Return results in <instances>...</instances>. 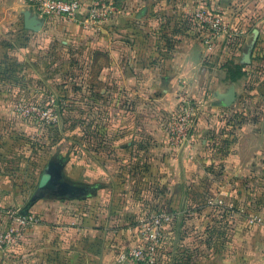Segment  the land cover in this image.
<instances>
[{
    "label": "crops",
    "instance_id": "obj_1",
    "mask_svg": "<svg viewBox=\"0 0 264 264\" xmlns=\"http://www.w3.org/2000/svg\"><path fill=\"white\" fill-rule=\"evenodd\" d=\"M129 3L131 2L126 1L124 5L128 8ZM253 5L255 14L264 12V0H253ZM129 6L130 11L127 9L120 15L121 36L125 38L120 46H113L108 38H104L106 50L94 48L87 64L72 60V63L66 66L64 64L38 66L39 69L43 67L44 70L52 72H62L66 67L67 71L71 72L69 77H72L71 87H74L73 99L81 102L80 97L84 98L82 88L85 87L88 91L86 100L90 111L89 116L99 113L96 108H93L98 104H112L108 107L104 104L105 122L108 123V120L110 121L108 116L112 118V111H116L115 103L123 104V107L118 108L123 109V112L117 110V113L121 114L118 118L120 121L118 132L120 136H124L121 137L123 140L120 139L121 143L109 140L101 144V149L95 148L103 152L98 156L94 153L90 159L88 166L91 173L88 179L92 183H83L84 178L81 177L80 171L86 165L79 164L80 159L63 162L64 181L66 179L69 184L83 185L92 189L88 197L93 201V212H96V207L100 205L104 207L103 210H113V204L117 198L121 201L120 209L124 215L154 212L161 204L171 200L173 202L181 196L188 200L181 207L189 209L193 204L192 199L197 195V190L200 203H203L202 200L213 197L222 202L221 205L232 204L236 210L249 211L258 205L264 208V187L261 185L264 183V111L258 112L256 107L254 110L253 104L246 107L242 104L241 110L236 109L230 112V115H226L218 107L216 108L218 104L214 105L215 110L213 106L207 104L203 108L206 110L201 114L200 124L190 142L177 148L168 146L165 131L161 126L163 120L168 118L177 106V93L182 89L193 87L200 78V74H205L206 78L211 70L214 71L218 67L224 71V80L233 86L246 77L247 68L248 70L251 67L256 69L262 61L264 64V15L259 21L255 18L257 21L253 25L246 23L241 49L229 58L226 52L227 46L223 47L227 40H221L209 49L194 42L188 36H183L180 41H177L174 36L176 15L172 11L170 16V11L166 10L167 16L159 17V4L153 3L152 0H135ZM26 11L27 6L22 0H11L7 17L2 18L6 21L0 19V29L11 31L10 37L13 40H11L12 46L9 48L8 55L10 60H17L12 62L14 66L18 68L24 66L32 70L36 64H30V60L27 62L28 58L25 57L30 44L32 49L41 55L43 46L50 40V35H60L63 30L59 29L62 23L59 17L44 21V27L48 29L46 31L44 29L33 33L26 30L24 27ZM133 20L137 28L132 33L129 26L132 25ZM162 21L167 25L164 26ZM157 28L160 32L154 34ZM54 29H57V32H54ZM51 31L54 34L48 33ZM149 32L151 35L147 34ZM102 34L112 35L106 31ZM75 35L80 46L81 40L85 39V34L76 32L69 37L73 38ZM159 35L169 36L171 43L168 40L164 42L158 38ZM130 38L134 39V45L128 43ZM153 39L156 40L151 42ZM156 41L157 45L154 46ZM148 42H151L149 47L146 46ZM100 58H105L106 61L98 62ZM0 64L5 67L7 62L0 60ZM234 66H240L244 76L236 82H231L227 72ZM37 80L39 82L34 81L33 84L37 91L44 90L45 86L60 87L57 80ZM227 89L223 91L219 89L215 92L224 93ZM234 90V103H239L240 100L242 102L244 96H240L237 89ZM201 97L198 96L199 99ZM247 97L252 100L254 97L257 98L256 96ZM203 101L207 102V100ZM129 106H131V112H127ZM130 120H135L134 124L130 125ZM221 124L223 127L220 129ZM215 129L218 131L214 132ZM129 135H131L130 138ZM114 136L116 137L117 134ZM75 165L79 167H76L77 177L73 176L76 179L73 180L66 175L65 168L72 169ZM113 166L118 173L115 170L113 174L111 173ZM146 171L150 173L146 174ZM3 181L5 182L0 180V204L6 208L14 207L23 211L29 201L23 206L10 200L9 188L6 182L2 183ZM145 183L153 184V190L150 188L144 191ZM103 191L107 192L104 200L98 199ZM165 197L168 201L158 204ZM43 199L57 200L53 196H46ZM106 199H109L107 205ZM172 205L180 207V204L177 205L175 202ZM32 206L33 204L28 207L27 213H34ZM224 208V206L217 207L219 213H228ZM205 213V211L200 212L198 216L197 212H190L188 215L191 220L187 223L200 220L199 230L203 231L208 227ZM209 227L211 231L203 234L204 240L200 248V254L207 259L203 258V260L214 261L217 264H264V230L247 226L246 222L237 216L232 218L228 225L223 221L218 223L217 220L209 224ZM200 235L202 236V233ZM25 238L26 236L12 252L20 251L29 243V240ZM259 239L262 241L260 244L262 246L256 250L254 243ZM0 255L3 257L2 253ZM161 255L162 251L159 254L160 258Z\"/></svg>",
    "mask_w": 264,
    "mask_h": 264
},
{
    "label": "rangeland",
    "instance_id": "obj_2",
    "mask_svg": "<svg viewBox=\"0 0 264 264\" xmlns=\"http://www.w3.org/2000/svg\"><path fill=\"white\" fill-rule=\"evenodd\" d=\"M126 1L131 2L130 5L135 0H88L89 3L87 0H79L80 10L75 19L66 20L59 17L62 21L59 29H62L63 32L60 35H56L52 31L48 32L54 35H50V40L43 46L44 50L41 51V55L37 54L35 49H32L31 44L27 52L25 51V57L28 58L27 62L30 60V64H36L32 67V70L24 66L20 68L14 66L13 63L17 60H10V55H8L9 48L12 46L10 45L11 40H13L10 37L11 31H4V28L0 29V60L1 62H7L5 67L0 64V180H5L9 188V198L16 204L24 206L27 201L32 199L50 162H58L63 168V162L72 161L71 159L78 161L80 159L79 164L84 163L86 165L80 171L81 177L84 178L83 183H92L88 179V175L91 173L88 166L90 165V159L94 153L98 156L103 152L95 148L101 149V144L109 140L114 143H121L120 139L123 140L121 137L124 136H120L118 132L120 128L118 118L121 117V114L117 113V110L123 112V109H118L123 107V104L115 103L114 110L116 111H112V118L110 115L108 116L110 119L108 123L105 122V105L108 107L112 104H98L93 108H96L99 111L98 114L101 115L89 116L90 111L86 100L88 91L85 87L82 88L84 98L80 97L81 102L73 99L72 90L74 87H71L72 77H69L71 72H68L66 67L62 72H52L44 70L43 67L39 69L38 66H48L49 64H64L66 66L71 64L72 60L76 63L87 64L94 48L106 50L104 38H108L113 46H120L121 42L125 41L123 35L121 36L120 15L125 10L130 11L131 9L129 5L128 8L124 5ZM22 2L27 6V11L41 21L38 32L44 29L45 31L48 30L43 23L52 17H41L38 12L30 8L26 0H22ZM152 2L159 4V17L167 16L166 10L170 11V16L172 11L176 15V32L174 36L177 41H180L183 36H188L207 49L221 40H227L223 46L226 47L234 39L240 40L238 46L241 47L246 23L253 25L264 15V12L259 15L255 14L253 0H152ZM10 5L11 0H0V19L2 21H6L2 18L7 17ZM130 14L132 13L130 12ZM206 14L221 18L230 27L229 35L213 39L209 43L210 45L205 44L207 27L200 22L199 17ZM133 21L132 25L129 26L132 33L137 28L135 20ZM164 21H166V18H164ZM164 21L162 22L166 26L167 23ZM104 31L112 33V35L104 36L102 34ZM54 32H57V29H54ZM76 32L85 34V39L81 40L80 46L76 35L73 38L69 37L70 34L73 35ZM157 32H160L159 28L154 31V34H157ZM147 34L151 35V32ZM158 38L164 40V42L168 40L171 43L169 36L161 37L159 35ZM155 40L153 39L151 42ZM157 41L154 46L157 45ZM151 42L146 43V46H151ZM128 43L134 45V39H128ZM226 52L229 58L233 56L229 51ZM224 56L221 57L225 59ZM236 57L238 58V56ZM105 61V58L98 60L101 63ZM246 71L245 78L234 84L235 86H230L224 80V71L217 67L216 70H211L206 78L205 74H200V78L190 89L179 91L176 95L178 103L175 110L168 118L163 120L161 125L165 131L168 146L177 148L190 142L200 124L201 114L206 110H203V108L207 104L213 106V110H215L214 105L218 104L215 105L216 108L218 107L226 115H230V112L236 109L241 110L242 104L245 107L253 104L254 110L256 107L258 112H263V61L256 69L251 67L250 70L247 68ZM51 74L55 76L51 77ZM36 79H42L43 81L57 80L60 87L45 86L44 90L37 91L35 85H33L34 81L39 82ZM231 87L237 89V93L242 97L244 96V100H242V103L239 99V103L235 102L226 108L221 106L218 96L227 91L224 93L215 91L219 89L223 91ZM182 95L186 96L185 102L180 99ZM198 96H202L201 99ZM246 96H256L257 98L254 97V100H252L246 98ZM51 99H53V102H50ZM203 100H207L208 103ZM32 107L37 110L33 111ZM47 110H51L53 114L51 118L40 115L41 112ZM131 111V106H129L127 112ZM181 114H186L190 122V130L182 144L172 145L168 136V127L173 118ZM134 121L130 120L129 124H134ZM219 127L221 129L223 124ZM216 131L218 129L214 130V132ZM114 134H117V136L115 137ZM130 136L128 137L130 138ZM76 167L79 166H72V169L65 168L66 175L70 179L76 180L73 177H77L78 169ZM114 170L117 172L113 166L111 173ZM145 173L149 174L150 172L146 171ZM63 174L61 170L62 181L69 184L66 179L64 181ZM263 184H261L262 187H264ZM69 185L82 190L81 198L56 197V201H47L43 199L49 196L46 195L36 200L32 208L34 214L39 218V223L26 235L25 239L29 240V243L16 253L11 252L5 256L3 254V257H0V264H119L117 262L119 254L124 250H128L137 241L135 233L139 223L148 220L159 209L168 210L173 214V221L165 231L166 236L164 247L161 249V258L159 256L161 264H217L214 261H206L205 256L200 254L201 243L204 240L203 234L211 231L209 224H213L218 220V223L223 221L228 225L232 218L237 216L249 226L247 220L250 216L259 215L264 217V208L260 205L249 211L247 209L236 210L232 204L221 205L223 203L213 199V197H210L209 200H202L203 203H200L198 190L189 209L181 207L188 202L184 196H181L173 201L177 205L180 204V207L172 205V200L168 202L171 205L168 203L161 204L168 201L165 197L158 203L161 205L157 210L145 214L144 212L137 215L122 214L119 198L115 199L113 210H103L104 207L100 205L101 207H96V212H93V201L88 197L92 189L83 185ZM152 185L145 183L144 191L150 190V188L153 190ZM106 193L104 191L100 193L101 197L99 195L98 199L104 200ZM51 202H53L52 205ZM108 202L109 199H106L105 204L107 205ZM217 205L224 206L225 211H228V213H219ZM203 211L207 214L205 217H207L208 227L200 231V220L187 223L191 220L188 214L197 212L200 216L199 213ZM249 227L264 230L259 225ZM260 244H262L260 239L254 243L256 250L260 249V246H262ZM203 258L206 260H203Z\"/></svg>",
    "mask_w": 264,
    "mask_h": 264
},
{
    "label": "built area",
    "instance_id": "obj_3",
    "mask_svg": "<svg viewBox=\"0 0 264 264\" xmlns=\"http://www.w3.org/2000/svg\"><path fill=\"white\" fill-rule=\"evenodd\" d=\"M30 8L41 17H60L74 20L80 10L79 0H26ZM199 16V15H197ZM200 22L207 27L206 45L220 36L229 35L230 27L221 18L211 14L199 16ZM185 95L180 96L185 102ZM53 102V99L50 100ZM33 111L37 109L32 107ZM42 117L51 118V110L41 112ZM190 122L186 114L173 118L168 127V136L172 145L182 144L189 133ZM173 214L168 210H157L148 220L141 221L137 226V241L132 247L120 253L117 259L119 264H161L159 254L165 236L166 228L172 223ZM39 223V218L34 213L22 215L17 208L3 207L0 204V253L10 254L18 247L21 240ZM249 226L259 225L264 228V217L250 216L247 220Z\"/></svg>",
    "mask_w": 264,
    "mask_h": 264
},
{
    "label": "water",
    "instance_id": "obj_4",
    "mask_svg": "<svg viewBox=\"0 0 264 264\" xmlns=\"http://www.w3.org/2000/svg\"><path fill=\"white\" fill-rule=\"evenodd\" d=\"M24 27L26 30L38 32L41 27V21L30 12L24 13ZM220 104L223 107H230L235 101V90L233 87L229 88L226 93L218 96ZM62 165L58 162H50L44 171L42 180L38 186L37 192L29 201L27 207L20 211L22 215H27L28 207L36 200L49 195L55 197H66L68 199H75L81 196V189L70 186L62 181L61 175Z\"/></svg>",
    "mask_w": 264,
    "mask_h": 264
},
{
    "label": "trees",
    "instance_id": "obj_5",
    "mask_svg": "<svg viewBox=\"0 0 264 264\" xmlns=\"http://www.w3.org/2000/svg\"><path fill=\"white\" fill-rule=\"evenodd\" d=\"M239 43H240V40L234 39L232 42H229L227 44V49L231 55L232 54L235 55L237 53L238 49L239 50L241 49V47L238 46ZM227 73H228V79L231 82H236L244 76V72L242 71L240 66H234L233 68H229ZM161 246L164 247L163 244Z\"/></svg>",
    "mask_w": 264,
    "mask_h": 264
}]
</instances>
